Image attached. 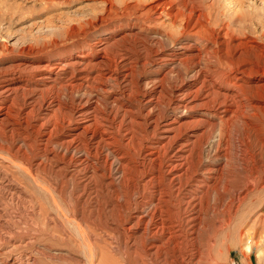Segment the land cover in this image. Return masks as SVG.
<instances>
[{
  "label": "rangeland",
  "instance_id": "1",
  "mask_svg": "<svg viewBox=\"0 0 264 264\" xmlns=\"http://www.w3.org/2000/svg\"><path fill=\"white\" fill-rule=\"evenodd\" d=\"M156 1L158 0H0V70L21 60L33 62L38 59L62 63L80 55H85L87 61L94 63L95 56L90 52L92 47L99 40H107L109 44L106 49L111 54L119 53L125 48L140 54L141 62L131 64L132 75L128 78L129 82L121 84L118 81L111 84L115 91H124L126 99L129 97L125 108L136 104L138 106L143 93L147 89L149 91L152 85L163 86L165 96L159 101V107L152 116L163 114L162 121L170 120L172 111L168 106L173 88L186 83L185 85L194 89L201 79L194 82L191 76L195 70L181 76L179 70L184 65H180V69L173 70L168 79H164L168 66L159 68L154 53L150 54L143 47L152 52L157 51L159 55L171 52L177 59L184 57L181 53H189L183 48H203L202 51L210 52L206 61L210 66V69L206 68L209 75L220 78L226 70L220 59L221 54L212 53V45L206 39L209 36L201 35L200 38H203L197 44L194 37L183 30V19L172 24L165 16L157 21L138 17L140 12H144ZM180 1L175 0L174 3L179 4ZM195 1L200 5L214 4L211 16L213 29L222 34L228 31L232 36V39L226 37L230 46L225 50L226 53L230 52L231 46L241 41L264 47V0ZM136 30L138 32L135 36L124 37L125 33H134ZM246 52L248 53L242 56V60L248 59L264 67L263 54L251 48ZM189 63L187 61L184 64ZM107 68L114 69L115 65L105 63L103 69ZM247 82V85L251 84L250 81ZM63 85H57L49 91L43 90L41 98H45V101L51 97L60 98V102L66 107H73L83 97L93 106L96 105L100 115L108 118L109 125L119 127H115L111 133L120 155L125 154L130 161L129 173L124 180L111 175L113 186L108 187L107 180L98 175L86 174L82 171L83 168L80 169L75 164L64 165L66 157H63L64 161L57 153L54 158L53 153L52 157L48 154V158L45 157L47 152L43 154L40 150V133L37 135L31 129L33 121L40 118V112L35 114L34 119H29V127L24 132L26 135L23 133L27 137L25 144L29 148L18 151L22 133L17 134L12 128H3L0 133V169L9 174L11 185L21 186V190L20 193L11 189H7L4 194L0 192V264H140V253L135 249L141 244L139 241L135 244L127 240L128 234L123 229L130 226L128 213L134 210L140 199L147 198L155 190L154 184H146V173L151 168L142 166L141 161L145 146L155 141L157 131L155 135H151L148 133L149 128L143 125L138 126L139 129H130L128 120L131 115L123 114L120 109L116 111L117 104L105 107L103 101L84 88L71 89L72 94L69 96L70 90L66 89V85L62 87ZM230 86L218 81L216 85L205 84L202 91H215L221 95L228 92ZM244 92L245 98L241 101L244 105L250 97L264 98V89H247ZM132 111L133 119L138 120L147 113V110H142L143 114L135 109ZM202 114L204 116L201 118L206 123L201 126L200 133L204 132L206 139L202 138L195 145V149L200 151L198 176L206 178L204 173L210 170L218 180L219 189L203 197V209L207 203L209 209L215 211L210 212L207 217L202 216L203 223L197 232H191L189 226H186L182 207L178 205L185 198L187 190L191 189L192 178L188 176L182 180L185 185H182L177 194L173 191L169 193L172 202L170 216L180 232L178 250L187 256V263L193 256L194 264H264V110L253 114L249 120L257 128L246 125L244 121H234L227 134L221 130L222 127L212 112H201L200 116ZM62 116L63 112L58 113L57 119L61 120ZM213 124L218 125L215 127ZM10 130L13 132H9ZM180 130L181 134L185 132L183 127ZM128 131L132 133L129 145L125 138ZM47 149L54 150L51 142ZM74 157V160L78 159ZM49 158L55 160L50 161ZM247 180L254 188L250 187L244 201L237 203L228 216L222 210L223 204L228 200V191L242 188ZM226 182L228 191L222 189ZM165 189L169 192L168 188ZM124 208L128 209L125 211ZM173 255L177 258L178 251L171 254L172 257ZM171 259L174 262H144L177 263Z\"/></svg>",
  "mask_w": 264,
  "mask_h": 264
},
{
  "label": "bare ground",
  "instance_id": "2",
  "mask_svg": "<svg viewBox=\"0 0 264 264\" xmlns=\"http://www.w3.org/2000/svg\"><path fill=\"white\" fill-rule=\"evenodd\" d=\"M174 1L158 0L148 6L144 12H140L138 17L157 21L165 16L172 24L179 19H183V30L192 35L194 42H197V44L203 38H200L201 35L209 36L206 39L212 45L211 51L212 53L221 54L220 59L224 62L226 73L219 78L218 76L209 75L208 71L206 72V68L210 67L206 64L210 52L202 51L201 49L203 48H194L192 50H187L189 47H186V50L183 48L184 51L189 53L187 55L181 53L184 57L177 59L171 52L168 55H159L157 51L152 52L147 47L142 46L145 50H149L150 54L154 53L157 57L155 60L158 62L159 68L168 66V70H166L168 73H164V79L173 70L180 69V65H184L181 71L179 70L180 75L195 70L191 76L193 77L192 79L194 82H198L201 79L198 82L199 85L194 89L190 85H185L186 83L181 87L176 86L173 88L174 91L172 96L170 95L168 106L170 111H172L170 120L162 121L163 114L162 116L161 114L152 116V113L159 107V101L165 96L163 86L152 85L149 91H147L148 89L145 90L138 106L136 104L125 108L129 97L126 99L124 91H118L119 89L115 91L111 84L118 81H121V84L129 82L128 78L132 75H130L131 64L132 62L135 64L141 62L140 54L129 48H125L119 53L111 54L106 49L109 44L107 40H99L92 47L90 52L95 56L94 63L87 61L85 55H80L62 63L38 59L33 62L21 60L13 62L6 69L0 70V133L7 128H12L13 131H17V134L22 133L20 134L22 140L17 150L21 151L22 148H29L25 144L27 137L24 136V134L26 135L24 132L29 127V119H34L35 114L40 112V118L35 119L33 121L34 124L30 126L37 135L40 133V150L43 151V154L47 152L44 156L47 157V154L51 156L53 153L52 156L54 158L55 153H57L62 157L61 160L66 157L67 160L64 165L75 164L76 167L83 168L82 171L86 174L98 175L99 178L107 180L108 187L113 186L111 175L113 177L116 176L117 179L124 180L130 168V161L126 159L125 154L120 155L116 149V142L111 133V130L116 126L113 128L111 124L109 125L106 115H100L99 108L95 107L96 105L93 106L94 104H90L87 98L78 99L77 97L76 106L66 107L60 102V98L51 97L45 101V98H41L43 90L49 91L56 88L57 85L64 84L66 89L71 91L68 92L70 96L72 94L71 89L78 88L80 90V88H84L94 93L95 98L103 101L105 107L117 104L116 111L120 109L123 114L131 115L128 120L130 129L143 125L149 128L150 132L148 133L151 135H155L157 131L155 141L153 143L150 141V145L145 146L141 161L142 166L151 168L146 173V184H154L155 190L147 198L140 199L138 204H135L134 210L128 213L130 226L127 225L123 229L128 234L127 240L135 244L139 241L141 244L139 248L135 249L140 253V264L147 263L144 261L154 263L159 261L167 263L169 261L172 263L174 261L171 258L177 262L176 264H194L192 261L193 256H191L190 262L187 263L188 260L185 262L186 255L181 254L178 250L180 232L178 225L170 216V205H172V202L169 193L173 191V193L177 194L182 189V180L188 176L192 178L191 189H188L185 198L178 202L179 207H182L181 212L184 215V223L189 226L191 232H197L199 227L202 226V216L207 217L210 212L214 213L215 211L209 209L210 207L207 203L205 209L201 205L203 197H206L209 192H217L219 189H217L218 180L212 176L213 173L210 170L204 173V175H207L206 178H201V175L198 176L200 169L197 166L201 164L198 162L200 151L197 148V150L195 149V145L199 144L202 138L206 139L205 133H200L201 126L206 123L201 118L204 115L200 116L201 112H212L213 117L218 120V124L222 127L221 130L227 134L231 131L234 121H244L246 125L257 128L258 126L252 125L249 120L253 114L255 115L257 112L264 110V98L250 97L246 105L243 102L241 103L243 98H245L244 91L247 89L254 91L264 89V67L248 59L242 60V56L248 53L246 52L248 48L253 51L258 50L264 55V47L253 42L246 41L243 43L244 41H241V43L231 46L230 52L226 53L225 50L230 47L226 37L229 36L232 39V36L229 35L228 31L222 34L219 30L215 31L213 29L211 16L214 4L200 5L195 0H181L179 4H175ZM136 29L138 30V28ZM137 30L134 33H125L124 37L127 35L135 36L138 32ZM187 61H190V63L185 65L184 63ZM105 63H113L115 68L103 69ZM201 65H204V67H201ZM218 81L228 86L231 85L230 90L221 95L215 91H208V93L202 91L205 84L216 85ZM247 81H250L251 84L247 85ZM91 97L89 98L91 99ZM239 104H241V108ZM132 109L137 110L138 113L142 110H147V113L142 119H133ZM180 111L182 112L179 113ZM62 112V119H57V114ZM248 112L251 114H248ZM190 114L191 116H189ZM216 125L214 126L217 127ZM182 127L186 133L182 132L181 134L179 132ZM116 128L118 129L119 127ZM13 131L10 130L9 132ZM130 131L125 133L127 134L125 136L127 144L132 141V133ZM50 142L55 151L47 149ZM59 155L56 156L59 157ZM74 156L78 157V159L74 160ZM53 158H49V160H55ZM4 171L0 169L1 194H4L5 191L7 192V189L20 193L21 186H12L8 178L9 174ZM244 183L242 188L232 189L231 191H228L229 189L226 190L228 187L227 182L222 185V189L229 193L227 202L222 206L223 212L226 211L228 216L236 208L237 203L244 201L248 190L253 187L249 180ZM165 188H168L169 192ZM8 193L10 194L9 191ZM126 209L128 208H124L125 211ZM115 227L118 228V226ZM191 236H193V233ZM175 250L178 251L177 258L175 255L171 256L172 253L176 252Z\"/></svg>",
  "mask_w": 264,
  "mask_h": 264
}]
</instances>
